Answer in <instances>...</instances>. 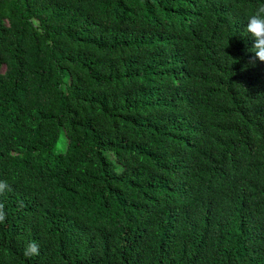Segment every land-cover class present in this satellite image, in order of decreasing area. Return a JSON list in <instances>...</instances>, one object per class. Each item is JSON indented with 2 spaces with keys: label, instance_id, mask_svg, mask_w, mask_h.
Instances as JSON below:
<instances>
[{
  "label": "trees",
  "instance_id": "obj_1",
  "mask_svg": "<svg viewBox=\"0 0 264 264\" xmlns=\"http://www.w3.org/2000/svg\"><path fill=\"white\" fill-rule=\"evenodd\" d=\"M250 2L0 0V264H264Z\"/></svg>",
  "mask_w": 264,
  "mask_h": 264
},
{
  "label": "clouds",
  "instance_id": "obj_2",
  "mask_svg": "<svg viewBox=\"0 0 264 264\" xmlns=\"http://www.w3.org/2000/svg\"><path fill=\"white\" fill-rule=\"evenodd\" d=\"M251 8H244V17L246 26L243 29L245 36H251L252 47L249 51L252 53L249 64L259 66L264 69V2L248 4ZM243 7V6H242ZM258 62V63H257ZM233 182L229 183L232 185ZM13 191L12 186L6 180H0V197ZM8 213L6 211V204L0 200V225L7 222ZM23 255L27 259L40 255V245L37 241H29L23 250Z\"/></svg>",
  "mask_w": 264,
  "mask_h": 264
}]
</instances>
